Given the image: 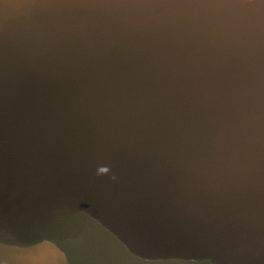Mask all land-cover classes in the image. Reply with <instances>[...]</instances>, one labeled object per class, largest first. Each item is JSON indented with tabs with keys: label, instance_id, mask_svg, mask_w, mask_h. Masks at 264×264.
Here are the masks:
<instances>
[{
	"label": "water",
	"instance_id": "water-1",
	"mask_svg": "<svg viewBox=\"0 0 264 264\" xmlns=\"http://www.w3.org/2000/svg\"><path fill=\"white\" fill-rule=\"evenodd\" d=\"M0 264H264V0H0Z\"/></svg>",
	"mask_w": 264,
	"mask_h": 264
}]
</instances>
